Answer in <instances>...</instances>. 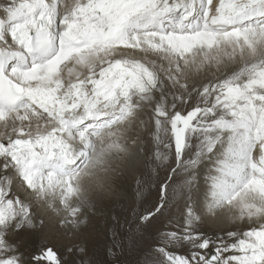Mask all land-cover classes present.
<instances>
[{
	"label": "snow or ice",
	"instance_id": "snow-or-ice-1",
	"mask_svg": "<svg viewBox=\"0 0 264 264\" xmlns=\"http://www.w3.org/2000/svg\"><path fill=\"white\" fill-rule=\"evenodd\" d=\"M0 264H264V0H0Z\"/></svg>",
	"mask_w": 264,
	"mask_h": 264
},
{
	"label": "rangeland",
	"instance_id": "rangeland-1",
	"mask_svg": "<svg viewBox=\"0 0 264 264\" xmlns=\"http://www.w3.org/2000/svg\"><path fill=\"white\" fill-rule=\"evenodd\" d=\"M129 187H130V189H131L132 191L135 190V184H134V182L131 181V180L129 181ZM52 243H53V245H54L55 247H57V248H60V247H61V244L59 243V241H58L57 239H53ZM61 250H62V249H61Z\"/></svg>",
	"mask_w": 264,
	"mask_h": 264
},
{
	"label": "bare ground",
	"instance_id": "bare-ground-1",
	"mask_svg": "<svg viewBox=\"0 0 264 264\" xmlns=\"http://www.w3.org/2000/svg\"><path fill=\"white\" fill-rule=\"evenodd\" d=\"M68 2H71V0H68Z\"/></svg>",
	"mask_w": 264,
	"mask_h": 264
}]
</instances>
